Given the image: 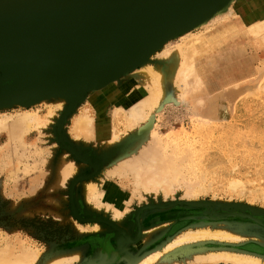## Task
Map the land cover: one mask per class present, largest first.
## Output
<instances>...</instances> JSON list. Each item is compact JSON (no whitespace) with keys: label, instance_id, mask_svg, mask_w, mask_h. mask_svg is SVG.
<instances>
[{"label":"rangeland","instance_id":"374dc122","mask_svg":"<svg viewBox=\"0 0 264 264\" xmlns=\"http://www.w3.org/2000/svg\"><path fill=\"white\" fill-rule=\"evenodd\" d=\"M227 9L186 34L213 35L195 58L193 90L175 77L163 81L164 100L153 111L141 67L71 101L54 96L0 109L1 259L28 250L34 264L64 254L78 259L62 264L100 263L110 245L118 257L107 264H134L183 234L209 230L237 239L192 242L154 264H237L196 259L223 251L246 256L238 264H264V0H233ZM136 108L151 113L129 125ZM81 116L92 118V133L74 131ZM17 119L26 134L14 137L7 132ZM154 158L173 166L170 176ZM89 183L104 194L89 200ZM119 204L117 220L112 209ZM122 232L137 243L118 248Z\"/></svg>","mask_w":264,"mask_h":264},{"label":"water","instance_id":"95a60500","mask_svg":"<svg viewBox=\"0 0 264 264\" xmlns=\"http://www.w3.org/2000/svg\"><path fill=\"white\" fill-rule=\"evenodd\" d=\"M232 1L0 0V55L8 56H5V64L0 65L2 72H8L0 77V82L16 79L15 75L9 76V71L18 64L25 70L23 80L46 78L49 81L47 86H37L15 97L16 92L11 87L0 88V95L8 94V97L0 98V109L28 107L54 96L71 101L88 91L106 86L138 67L139 56L151 50L150 42H158L210 9L218 5L221 9ZM100 6L104 10L90 12L106 14L108 10L118 11L113 22L95 20L89 25L56 28L54 40L40 34V29L51 23L66 25L57 17ZM215 14L217 11L208 18ZM79 17H76V22H80ZM197 27L189 25L175 36ZM84 29H89L91 33L87 34ZM22 42L31 43L34 49ZM65 51H72L75 56L71 57ZM76 183H73L72 189ZM116 257L118 251L110 259L102 257L100 263L89 264H107Z\"/></svg>","mask_w":264,"mask_h":264},{"label":"bare ground","instance_id":"6f19581e","mask_svg":"<svg viewBox=\"0 0 264 264\" xmlns=\"http://www.w3.org/2000/svg\"><path fill=\"white\" fill-rule=\"evenodd\" d=\"M231 3L232 2L225 4L221 9L219 8V5H218L212 9H210L205 15L198 16L195 18V20L188 22V23H185L181 28L175 30L174 32H172L168 36L164 37L163 39H160L158 42H150L149 43V45L151 46L149 48L151 50L144 52L142 55L139 56V58L137 60V63L139 64L138 67L142 68V70L140 72L141 77L145 81V84L147 85L148 90H149V92H148L149 93V101H148L149 106L147 107V109L150 108L153 111V108L158 106L159 102L164 100L163 99V93H162L163 81H165L169 78L175 77L178 79V81H177L178 84H179V82H182L183 85L182 84L181 85L184 88V90H185V88H187L186 90H188V86L191 88L190 85L193 84L192 82L195 81V83H196V81H198L196 79L193 80V78L195 77L194 76L195 73L193 74V72H195V71H193L195 68L194 67L195 58L199 54H202L207 50V47L210 45V42L212 41L211 37L213 36L212 35L211 37L209 36L208 38H199V39H197V37H195V36H194V38H191L190 35H188V36L186 35L188 32L191 31V30H189V31L185 32L184 34L180 35V36L186 35L185 37L189 38V39H187V41L183 42L182 44H179L176 47H174V46L171 47V45L173 43L171 44L170 41L177 38L175 36V34L178 31L184 29L185 27H187L189 25L191 27H194V26L201 27V26L209 25L210 23L217 21L220 18L222 19L223 17L226 16L224 11L228 10L227 8ZM100 9H103V6L95 7V8L83 10L80 12L71 13V14H67L64 16L57 17L56 19H60V21L66 23V25L59 26L60 24L59 25H52L53 23H51L48 26H43L40 29V34L43 37H47V38L49 37V38H52L54 40L56 28L60 29V28H64V27H72L74 25H79V24H84V23H86L85 25H89L90 24L89 22H92L95 20L97 22L98 21H109V20L111 22H113L112 20L114 19V16H116L118 14V11H111V10H108V13H106V14L90 12V11H98L99 12ZM215 11H217V14L208 18ZM226 13H227V11H226ZM78 15H80V17H81V18L79 17L80 22H76V20H77L76 17ZM195 21H198V22L196 23ZM85 28H87V27H85ZM84 31L87 34L91 33L89 31V29H84ZM180 36H178V37H180ZM22 43L24 45H26L27 47L34 49V46L31 43H28V42H22ZM160 47H162V48L165 47V50L163 51L162 54H158L160 56L157 58L158 60H156L155 63L153 64L150 62V59L154 54L158 53L162 49L161 48L160 50H158V48H160ZM65 53L71 57L75 56V53L72 51L71 52L65 51ZM5 56L8 58L7 55H2V54L0 55V65L5 64V61L7 60V59H5ZM138 67H136L133 70V72ZM0 72H1V77L4 75H7V73H8L5 71L2 72L1 69H0ZM131 72H129V73H131ZM191 74L193 76H190ZM10 75L17 76L16 79H9L10 80L9 83L12 84L11 87H13L14 91H18V89L19 90L22 89V91L24 92V91H27V89L30 88L31 86H37L39 84H42L43 86H47V84H48L47 82H49L48 80L46 81V78H41L40 80H36V79L23 80V76L25 75V70L21 64L16 65V68L14 70L9 71V76ZM189 77L191 78V81L193 80L192 82H190ZM186 80L188 82H190V84L188 82L186 83ZM19 84H22L21 88H18ZM179 86H180V84H179ZM190 88H189V90L192 89V88L191 89ZM184 90L182 89V91H184ZM188 93H189V91H188ZM146 100L147 99H145V101H143V102H146ZM165 102H166V100H165ZM143 105H144V103H143ZM143 105H142V108H143ZM145 105H144V107H145ZM147 105H148V103H147ZM138 108L140 109L141 107H139V105H138ZM136 109H135V111H131L132 109L129 110L132 113L131 116L128 115L129 118L131 117L129 119L130 120L129 125L135 124L138 120L140 121V120L147 119V117H149V113H151L150 110H148V112H147L146 110L140 111V110H138V109L136 110ZM128 113L130 114V112H128ZM89 123L92 124V118L82 117V116L79 117V119L77 118V122H76V126L74 128V131L75 132L76 131L77 132L78 131H80V132L84 131L85 133L91 131V133H92V129H87V127H86V125H88ZM83 127H84V129H82ZM128 127L130 128V126H128ZM83 140H85V139H83ZM112 140H114V138ZM156 156H158V155H156ZM156 156H154V157H156ZM153 161H158V164L161 166V169L165 170L167 172L173 168V166H171V164H169L164 159L160 158L158 160V158H154ZM171 171L173 173V170H171ZM174 174H175V172H174ZM169 176H170V173H169ZM177 178H179V177H177ZM176 181L178 182V180H175V175L170 177V180H169L170 185H168L170 191H173V189L176 187V184H177ZM86 190H87L86 194H88L89 200L90 199L95 200L97 198V195L102 196L98 187L95 186V184L91 185L89 183V185L86 186ZM191 193H192V189H191V191H188L186 194L190 195ZM123 207L112 209V210H114L113 215L117 220H120L121 215L124 214L123 213V211H124ZM97 227L98 226H96L94 224V226L92 228H93V230H97L98 229ZM144 232H146V231H144ZM148 233H150V232H148ZM236 239H237V237H235L234 235H230L227 232H222V231L199 230L197 232H189V233L183 234L178 239L172 241L171 243H169L168 245L163 247V250L162 249L157 250L152 255L143 259L141 262L137 263L138 261H136L134 264H154V262L156 260L160 259V256L165 255V254H169L174 249L181 247V246H184V245H187V244L192 243V242L205 241V240H220V241H222V240H236ZM116 242H117V247H118V246H123L126 243L135 244V243H137V239H133L130 237L129 234L122 232V233L117 235ZM106 250L107 251L105 252V254L101 257H104L106 259H110V258L114 257V255L116 254V249L112 248L110 245L107 246ZM14 254L9 253L6 256L4 253V255H5L4 259H1V255H2L1 254L0 255V264H34L36 261V258H37L35 254L31 253L28 250H23V252H21L19 255H17V254L14 255ZM70 256L64 254V255L59 256V258H56V260L50 259V261L46 262V263L47 264H62L63 262H71L72 260H74L75 257H76L75 259H78L77 255L73 256V257H70ZM245 258H246V256H244V255H238V254L226 252V251L219 252V253L199 252V254L196 256L197 261L202 262V263H216L218 261H225V262H231V263H237L238 264L242 259H245Z\"/></svg>","mask_w":264,"mask_h":264},{"label":"crops","instance_id":"0c3cea01","mask_svg":"<svg viewBox=\"0 0 264 264\" xmlns=\"http://www.w3.org/2000/svg\"><path fill=\"white\" fill-rule=\"evenodd\" d=\"M37 86H43L42 84H39ZM37 86H31L30 88L32 87H37ZM17 93V91H15ZM22 119H17V120H14L13 123H11V125H9V128H8V134L10 133L11 135H13L14 137L15 136H22L23 134H26V127L24 126L25 123H24V119L21 121ZM113 188V187H112ZM100 190V189H99ZM107 191V189H106ZM117 191V190H116ZM101 194H104V191L101 190L100 191ZM118 192V191H117ZM104 200H106L105 202L107 203H110L112 204L113 206L116 205V202L115 201H111V200H108V198H105ZM120 202L121 201V198H120ZM119 202V203H120ZM119 206H122V204H119ZM124 206V205H123ZM122 206V207H123ZM196 261V260H195ZM199 263H202V262H199Z\"/></svg>","mask_w":264,"mask_h":264}]
</instances>
